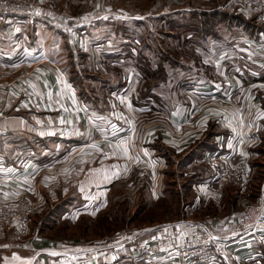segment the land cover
Here are the masks:
<instances>
[{"label":"crops","instance_id":"1","mask_svg":"<svg viewBox=\"0 0 264 264\" xmlns=\"http://www.w3.org/2000/svg\"><path fill=\"white\" fill-rule=\"evenodd\" d=\"M66 1L69 0H61ZM186 1L185 6L171 7L165 12L179 18V23L171 22L172 27L165 33L173 32L177 25L198 33L201 41H191L187 37V45L209 52L217 48L212 51L217 53V57L212 58L216 68L208 64L202 72L197 70L193 76H187L186 84L191 86L186 90V100L171 107L169 114L139 116L126 112L119 123L115 114L124 110L121 105L116 111L114 106L99 107L97 103L101 100L94 99V103H90L89 99L82 98L66 72L44 59L31 63L23 73L0 78L3 89L0 98V199H5L1 196L4 193L12 199L26 198L33 212L54 208L59 210L55 216L75 222L84 215L94 217L103 211L108 205L109 192L122 180L142 183V192L153 201L164 198L169 187L176 185L175 179L168 177L176 173L168 170V158L186 156L189 159L185 160L187 167L182 172L179 170L177 176L188 182L183 187L189 186L195 196L190 205L193 208L209 198L215 200L211 191L214 172L206 156L218 152L228 155L230 163H239L248 169L244 192H253L258 196L256 201L264 204V26L257 28L244 26L242 21L236 23L241 8L235 0ZM228 7L231 10H227ZM48 9V15L63 18ZM110 13L111 16H104L96 11L89 21L93 22L91 25L72 29V32L86 36L93 48L126 46L136 50L145 42V27L143 30L140 26L131 27L128 18L119 19L127 15L123 10ZM138 15H132L131 19ZM15 20L41 22L53 29L63 27L59 20L49 17L30 19L26 16L0 17V25L5 23L8 30V25ZM101 26L105 27L104 36ZM9 28L8 32L12 33V26ZM68 32H65L66 41L73 49L77 38ZM160 42L170 43L165 37ZM24 88L32 92V97L25 95ZM129 104L134 110L149 111L146 106H135L131 97ZM120 133L123 135L116 137ZM134 155L149 163L146 174L142 170L133 172ZM236 190L235 186H224L221 200L230 199ZM22 194L30 196H20ZM192 219L187 216L173 220ZM199 222L216 232L219 230L213 221ZM32 238V243H37L40 250L64 247L52 246V241L40 235ZM29 245L17 244L16 251L26 252ZM40 250L26 253V256L12 254L10 264H46L48 258ZM237 250L235 264H258L264 257V241L242 242ZM224 261V253L214 255V263L226 264ZM153 262L163 264L160 258ZM133 263L141 264L135 260L113 264Z\"/></svg>","mask_w":264,"mask_h":264},{"label":"rangeland","instance_id":"2","mask_svg":"<svg viewBox=\"0 0 264 264\" xmlns=\"http://www.w3.org/2000/svg\"><path fill=\"white\" fill-rule=\"evenodd\" d=\"M27 1V5L38 6L44 9L47 15L49 14L48 8L63 15L60 19L57 16L53 18L48 15L52 20L57 22L59 20V24L63 27L53 29L41 22L15 20L16 22L8 25L9 32L11 31L9 27L12 26V33H9L5 28V23L0 25V78L16 76L23 73L31 63L43 59L48 60L54 63L60 71L66 72L69 79L77 85L82 98L89 99L90 103L93 104L94 99L101 100L97 103L99 107L114 106L116 111L120 110L118 105H121V109L124 108V110L115 114L117 116L115 120L119 123L126 112H130L128 115L139 116L169 114L171 107L176 103H184L186 100V90L191 86L186 84L187 76H193L197 70L202 72V68H206L208 64L215 65L212 58L217 57V53L212 51H217V48L210 49L209 52L187 45V37L191 41H201L198 33L180 25H177L178 28L173 29V32L165 33L168 27H172L170 23H176L179 19L176 15L171 16L165 12L170 11L171 7L185 6L186 0H69L65 3L61 0ZM235 1L241 8L236 23L242 21L244 26L257 28L264 26L263 13L247 9L242 0ZM228 6L233 8L235 4ZM117 9L127 13L118 18H128L131 27L146 28L145 42L140 43L136 50L126 46H116L114 49L95 46L93 48L86 36L77 31L72 32V29L91 25L93 22L89 23V21L95 17L96 11L104 16H111L110 12H118ZM134 14H139V17L132 20L131 17ZM104 28L101 26L103 36L105 35ZM65 32L72 33L77 38L76 43H78L73 45L75 48L70 49ZM164 37L170 43H161L160 40ZM79 42L82 44L80 45ZM217 44L219 43L216 42ZM205 53H208L210 57ZM95 58H97L96 61H94ZM129 58L131 59L125 60ZM108 94L111 95L108 96ZM130 97L135 106H146L149 111L139 108L134 110L129 104ZM121 135L123 134L120 133L116 137ZM133 158L131 168L136 173L142 170L144 159L135 155ZM185 160L189 159L186 156L177 159L168 158V170L176 172L175 176L168 177L175 179L176 185L172 184L169 190L167 189L168 193L165 197L157 201L144 195L145 193L141 190L144 187L142 183L122 180L116 183L109 192L107 207L94 217L84 215L74 222L67 218L61 219L58 215L55 216L59 210L54 208H44L41 212L32 210L27 229L14 231L6 227L0 230V264L3 262L10 264L11 258L13 259L12 254L19 253L26 256V253L34 254L38 251L40 246L32 243V237L35 236L48 238L52 241V246L64 245L78 252V248L85 250L82 248L91 249L106 245L119 237L136 233L135 231L148 232L162 223L187 216L195 221H213L214 227L221 229L217 234L224 238L222 249L226 258L224 263L235 264L234 258L239 244L255 239L264 241V234L241 231L237 223L244 205L257 202L258 196L253 192H244L246 185L244 183L242 186H235L238 191L236 190L230 199L221 200L223 187L221 194H216L211 190L212 197L217 199L216 203H214L215 200L209 198L208 201L192 208L190 205L193 204L195 196L189 191V186L183 187L188 182L181 178L179 180L177 176L179 170L182 172V169L187 167ZM1 196L8 200L12 199V197H5V193ZM20 196H27V194ZM262 196L263 198L260 197L264 201V191H262ZM187 200L189 201L186 202ZM58 213L60 215V212ZM225 227L230 230L223 233ZM17 244L24 245V247L30 244L28 246L30 249L27 250L28 252L16 251ZM141 264L156 263L151 260L141 262ZM258 264H264V257Z\"/></svg>","mask_w":264,"mask_h":264},{"label":"built area","instance_id":"3","mask_svg":"<svg viewBox=\"0 0 264 264\" xmlns=\"http://www.w3.org/2000/svg\"><path fill=\"white\" fill-rule=\"evenodd\" d=\"M242 1L247 9L264 14V0ZM27 2L0 0V17L26 16L30 19L49 17L44 9L27 5ZM23 92L28 97L33 95L29 89L24 88ZM1 97L3 89L0 86ZM206 162L214 172L211 190L216 194H221L225 185L242 186L248 177V169L242 164L230 163L226 154L210 153L206 156ZM149 169V163L144 162L142 173L146 174ZM31 211V202L26 198L0 199V230L6 227L25 230ZM237 223L241 231L264 234V204L260 202L245 204ZM229 230L230 228L225 227L222 232L226 233ZM217 232L199 221L172 220L148 232H136L119 237L106 245L98 247L94 245L96 247L91 249L77 252L67 247H47L39 249V252L46 254L48 258L46 264H109L120 260L145 263L156 258H160L163 264H211L214 263L215 254L223 253L224 238Z\"/></svg>","mask_w":264,"mask_h":264}]
</instances>
